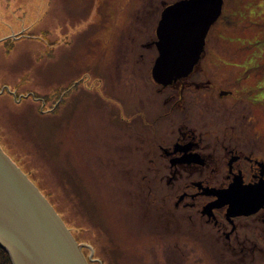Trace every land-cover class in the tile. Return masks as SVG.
I'll list each match as a JSON object with an SVG mask.
<instances>
[{"label":"rangeland","instance_id":"obj_1","mask_svg":"<svg viewBox=\"0 0 264 264\" xmlns=\"http://www.w3.org/2000/svg\"><path fill=\"white\" fill-rule=\"evenodd\" d=\"M147 3L0 0V146L46 195L93 264H229L217 250L202 251L195 231L192 252H163L154 235V215L146 216L153 212L147 208L145 181L134 166L142 162L138 142L112 126L123 117L130 120L122 126L152 129V122L142 124L138 118V108L145 107L150 118L158 105L147 68L141 70L137 62L138 53L148 64L154 54L152 47L143 48L150 40L141 35ZM257 4L264 11V0ZM261 30V40H219L216 48L228 59L230 53L240 54L246 66L242 74L251 69L255 81L240 83L239 90L254 89V98L262 101V115L255 113L257 131L264 136ZM226 67H214L225 69L218 75L225 85L239 74ZM43 90L50 95L63 91L60 114L71 117L59 131L44 135L45 144L24 128L30 119L20 117L10 100L15 95L33 99ZM51 104L42 101L41 107L48 110ZM180 241L185 245L188 239Z\"/></svg>","mask_w":264,"mask_h":264},{"label":"flooded vegetation","instance_id":"obj_2","mask_svg":"<svg viewBox=\"0 0 264 264\" xmlns=\"http://www.w3.org/2000/svg\"><path fill=\"white\" fill-rule=\"evenodd\" d=\"M257 3L148 0L146 4L141 35L150 41L143 48L152 47L154 54L148 64L146 55L138 53L137 62L141 70L147 68L158 105L150 118L145 107L138 108V118L142 124L152 122V129L122 126L130 120L123 117L112 126L138 142L142 162L134 166L145 181L147 208L153 212L146 216L154 215V235L164 253L195 250L190 236L195 231L201 250H217L224 263L264 264V136L257 131L260 118L255 113L261 110L262 115L263 103L254 98V89L239 90L240 83L251 86L250 80L255 81L248 74L251 69L242 74L246 66L239 62L240 54L230 53L228 59L216 48L219 40L262 39L264 11ZM176 20L188 21L194 28L180 35ZM220 63L238 69L226 85L218 77L225 69L214 68ZM182 237L188 239L185 245L180 243Z\"/></svg>","mask_w":264,"mask_h":264},{"label":"water","instance_id":"obj_3","mask_svg":"<svg viewBox=\"0 0 264 264\" xmlns=\"http://www.w3.org/2000/svg\"><path fill=\"white\" fill-rule=\"evenodd\" d=\"M176 23L182 30L180 35L194 28L188 21ZM0 247L12 264H89L84 245L78 243L54 206L1 146Z\"/></svg>","mask_w":264,"mask_h":264},{"label":"trees","instance_id":"obj_4","mask_svg":"<svg viewBox=\"0 0 264 264\" xmlns=\"http://www.w3.org/2000/svg\"><path fill=\"white\" fill-rule=\"evenodd\" d=\"M44 92L45 93H39L41 95L39 94L34 95L33 99L27 97L26 101H24V98L21 101H18L17 100L19 97L18 95L17 98L12 97L13 100L10 99L11 101H13L12 104H15L17 110L21 114L20 117H28L30 119V124H27V127L24 126V128L31 130L34 133V136L38 138V140L41 141L42 144H45V141L43 140L44 135H47L48 132L59 131L63 127L65 119L70 120L71 118V117L63 118V115L60 114V110H59L61 108L60 94L63 91L55 92L54 93L55 95L54 94L50 95V93H47L48 91H44ZM42 101L45 103L51 101V102H55V104L53 105L51 104L52 105L51 108L46 110V108L41 107ZM16 108L14 110V114L17 113ZM8 156L10 157V155ZM65 176L72 178L71 177L72 175L70 174H67ZM44 196L46 197V195ZM0 264H12L8 253L1 247H0Z\"/></svg>","mask_w":264,"mask_h":264}]
</instances>
